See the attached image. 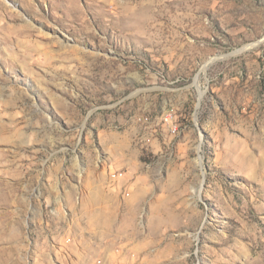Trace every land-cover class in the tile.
<instances>
[{
    "label": "rangeland",
    "instance_id": "obj_1",
    "mask_svg": "<svg viewBox=\"0 0 264 264\" xmlns=\"http://www.w3.org/2000/svg\"><path fill=\"white\" fill-rule=\"evenodd\" d=\"M0 264H264V0H0Z\"/></svg>",
    "mask_w": 264,
    "mask_h": 264
},
{
    "label": "crops",
    "instance_id": "obj_2",
    "mask_svg": "<svg viewBox=\"0 0 264 264\" xmlns=\"http://www.w3.org/2000/svg\"><path fill=\"white\" fill-rule=\"evenodd\" d=\"M104 211H105V208L101 207V208L98 209L99 213L102 212V214H103ZM98 212L96 211V215H95V218L97 219V223L98 224L95 225V228H94V230L92 231V234H91V235H93V237H87V241H85V242L92 241L95 244H106V236H105V231H104L105 228L103 227L104 226V222L103 221H98V220H101L104 217V214H103V216H100V215H98ZM56 238H57V240H59V236H55V235H51L50 234L48 236V241L52 244L53 240H55ZM52 253H53V251L51 250L50 254H52ZM55 254H57V253H55ZM85 257L86 258H81V259L91 258L92 256L86 254Z\"/></svg>",
    "mask_w": 264,
    "mask_h": 264
},
{
    "label": "bare ground",
    "instance_id": "obj_3",
    "mask_svg": "<svg viewBox=\"0 0 264 264\" xmlns=\"http://www.w3.org/2000/svg\"><path fill=\"white\" fill-rule=\"evenodd\" d=\"M63 50V49H62ZM65 50V49H64ZM64 52V51H63ZM167 117V116H166Z\"/></svg>",
    "mask_w": 264,
    "mask_h": 264
},
{
    "label": "built area",
    "instance_id": "obj_4",
    "mask_svg": "<svg viewBox=\"0 0 264 264\" xmlns=\"http://www.w3.org/2000/svg\"><path fill=\"white\" fill-rule=\"evenodd\" d=\"M166 120H168L167 117H166Z\"/></svg>",
    "mask_w": 264,
    "mask_h": 264
}]
</instances>
